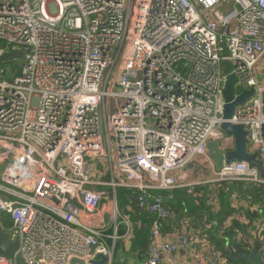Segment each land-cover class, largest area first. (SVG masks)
Returning <instances> with one entry per match:
<instances>
[{
  "label": "built area",
  "instance_id": "1",
  "mask_svg": "<svg viewBox=\"0 0 264 264\" xmlns=\"http://www.w3.org/2000/svg\"><path fill=\"white\" fill-rule=\"evenodd\" d=\"M0 45V56L26 55L13 80L0 69V228L19 242L0 264H94L100 254L112 264L120 218L131 235L120 187L154 216L148 264H179L191 248L194 264H230L187 225L165 231L174 212L161 191L264 184L247 161L218 169L208 147L235 148L222 128L227 59L234 95L254 88L230 122L264 162V0H0ZM99 160L111 180L96 174ZM233 204L225 226L238 221L249 232L236 227L239 241L264 250V214L248 216L264 202L235 192Z\"/></svg>",
  "mask_w": 264,
  "mask_h": 264
},
{
  "label": "trees",
  "instance_id": "2",
  "mask_svg": "<svg viewBox=\"0 0 264 264\" xmlns=\"http://www.w3.org/2000/svg\"><path fill=\"white\" fill-rule=\"evenodd\" d=\"M22 63L21 60L5 63L3 67L8 70L4 75L5 78L13 80L18 76L21 72ZM239 183L240 181H222L199 186L196 188L197 193H199L197 197L190 195L185 188L161 191L165 196L166 205L174 212L173 218L164 223L165 231L168 232L173 228L181 229L187 225L188 229L191 227L193 236H197L199 239L207 237L230 264H250L245 259L237 262L230 260L227 247L235 255L251 253L255 244L260 241L256 240L255 243L250 244L239 241L235 228L240 227L244 233L249 234L248 230L243 228L238 221H234L230 227L225 226V223L237 212V208L233 204V194L236 192L242 198L250 200L251 204L264 202V184L246 182L241 186ZM109 188L111 189V187ZM171 195L173 198L170 197ZM117 198L122 216L131 223V235L129 237L124 236L127 232V226L123 218H120L118 235L121 237L116 242L112 264H121L118 260L121 253L125 256L136 253L140 259H146L152 242L151 228L154 216L147 209H140L136 203L135 191L131 188H118ZM261 214H264L263 210H253L251 207L248 209V216L253 221L259 218ZM207 224L208 226H206ZM113 232V228L108 230V233L112 234ZM108 241L112 242V239H108ZM260 251L263 254L262 261L264 262V250Z\"/></svg>",
  "mask_w": 264,
  "mask_h": 264
},
{
  "label": "water",
  "instance_id": "3",
  "mask_svg": "<svg viewBox=\"0 0 264 264\" xmlns=\"http://www.w3.org/2000/svg\"><path fill=\"white\" fill-rule=\"evenodd\" d=\"M220 45L223 47V55L228 56V48L226 43L222 41ZM2 47V45H0ZM26 55L23 50L18 51L14 50L9 53H5L4 55L0 56V69L1 66L5 63L12 62L15 60H25ZM225 69L224 72L227 76V84L226 89L224 92L226 98V105L224 111V119L225 122L222 124L223 130L228 134L235 138V148L227 153H223L219 150L218 144L216 142H209L208 147L210 154L212 155L213 159L216 161L217 168L220 169L223 163L226 161L230 163L231 161H247L250 162L253 166H256L260 169L262 174L264 175V162L260 159L259 154L249 153L247 151L248 146V138H247V130L245 129L244 125L242 124H233L230 122V119L234 115L235 108L238 105L244 104L253 94L254 88L248 89L244 91L240 96L234 95V83L236 81L234 75L231 73V64L230 62L225 59L224 61ZM196 159H201L199 156L195 157ZM241 186L244 185V182L239 183ZM136 203L139 204L138 193L135 192ZM110 215H105V224H110ZM261 244L256 243L254 249L251 253H240L235 255L229 247H227V251L229 253L230 260L237 262L239 260L245 259L249 261L250 264H264L262 261V252ZM19 247L18 241H12L10 238L9 233L4 231L0 228V253L3 255L12 256L16 253ZM100 260H93L94 264H106L109 261V257L100 254ZM137 258V264H141L138 255H135ZM20 264H26L23 259L20 258ZM71 264H82V262L74 258L71 261Z\"/></svg>",
  "mask_w": 264,
  "mask_h": 264
},
{
  "label": "crops",
  "instance_id": "4",
  "mask_svg": "<svg viewBox=\"0 0 264 264\" xmlns=\"http://www.w3.org/2000/svg\"><path fill=\"white\" fill-rule=\"evenodd\" d=\"M176 217V212H175ZM175 219V218H174ZM191 228V227H190ZM189 228V231L193 233ZM171 230V229H170ZM199 246V243L197 244V247ZM128 247V246H127ZM194 249H183L180 251L178 256V263L179 264H194V258H193ZM135 255H138L136 253L130 254L129 256H125L123 253H121L118 260H120L121 264H137V258ZM139 257V256H138ZM149 254L147 255L146 259H140L141 264H148ZM117 260V259H116Z\"/></svg>",
  "mask_w": 264,
  "mask_h": 264
},
{
  "label": "rangeland",
  "instance_id": "5",
  "mask_svg": "<svg viewBox=\"0 0 264 264\" xmlns=\"http://www.w3.org/2000/svg\"><path fill=\"white\" fill-rule=\"evenodd\" d=\"M52 10H55V6H54V5H52ZM250 152H252V151L250 150ZM115 162H116V161H115ZM97 163H99L100 167L97 168L96 174H97L98 176H104L103 178H104L105 180H111V179H112L111 175L108 174L107 172H105V167H104V164H103L102 160L97 161ZM190 169H191V170H194L195 173H196V175H198V177H201V173H204L206 176H210L211 173H212V172H211L206 166H195L194 163H191V164H190ZM106 189L108 190L109 187H106ZM109 190H110V189H109ZM110 199H111V197H109V200H110ZM241 226H242L243 228H247V227L244 226V225H241Z\"/></svg>",
  "mask_w": 264,
  "mask_h": 264
}]
</instances>
